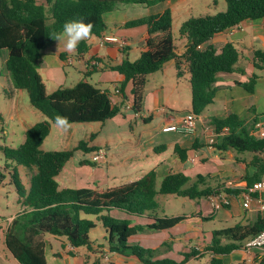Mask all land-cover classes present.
<instances>
[{"label": "trees", "instance_id": "trees-1", "mask_svg": "<svg viewBox=\"0 0 264 264\" xmlns=\"http://www.w3.org/2000/svg\"><path fill=\"white\" fill-rule=\"evenodd\" d=\"M168 0H0V60L7 52L6 70L16 90L26 91L31 105L40 111L47 121H42L26 132L25 143L19 150L0 147L6 160L28 170H34L30 187L26 188L17 168L11 173L23 210L11 221L6 234L7 249L19 264H48L46 237L63 238L73 249L101 252L95 248L91 232L96 223L87 216H95L105 229V240L110 254L136 258L142 264H184L197 256V252L185 256V262L157 260L158 250L145 249L131 244L132 237L144 232L171 230L185 220V217H157L159 195H175L190 200L207 199L219 195V190L207 185V178L198 176L194 181L183 173H172L157 187L154 171L141 179L104 191L91 188L60 189L57 177L76 151L95 154L99 149L90 142H80L73 150L65 152H44L41 148L51 133L54 117L58 114L69 117L71 124L104 123L122 114V106L112 103L109 94L96 88L88 81H81L72 88H60L48 94L38 69V63L45 51L56 41L51 35L62 31L69 20L83 19L94 24L92 36L102 37L107 30L104 16L120 6L141 5L153 7ZM227 10L215 16L192 18L182 24L181 39L186 41L184 52L178 53L171 36L173 16L170 10L151 14L133 20L126 28H147L145 46L139 60L128 59L111 67L123 76L120 89L124 92L132 84V112L141 114L144 110L146 88L150 75L161 71L166 64L175 61L178 77L187 69L190 75L192 105L191 112L201 116L214 103L218 92L215 84L220 74L241 73L238 63L241 53L233 43L221 47L209 45L218 34L229 31L247 21L264 19V0H226ZM87 43L82 42L78 53H83ZM120 48L121 54L127 53ZM255 73L246 83L236 86L254 94L259 72L264 70V51L256 50L253 55ZM186 67V69H185ZM250 119L241 120L230 113L224 119L213 118L210 124L219 136L215 149L220 152L234 151L239 154L256 153L257 172L249 185L253 186L264 177V140L252 135L259 119L255 107L250 108ZM145 123H148L145 120ZM227 129V134L221 133ZM93 137L91 138V140ZM180 160L188 159V151L175 148ZM82 166L96 167L98 164L83 161ZM7 176L0 168V187ZM227 194L239 191L222 189ZM226 207V206H225ZM129 216L154 215L153 222L146 226H132L128 220L111 217L112 211ZM264 230V217L252 225H237L233 228L214 232L209 251L213 256L229 255L242 249L246 241ZM230 239L222 243V237ZM72 255V253H70ZM210 264H223L214 257Z\"/></svg>", "mask_w": 264, "mask_h": 264}, {"label": "crops", "instance_id": "crops-1", "mask_svg": "<svg viewBox=\"0 0 264 264\" xmlns=\"http://www.w3.org/2000/svg\"><path fill=\"white\" fill-rule=\"evenodd\" d=\"M138 6L141 5H126L111 14L109 13L110 15L106 14L104 16L105 23L107 24L106 32L102 35V37L92 36L91 39L82 41L87 43V48L83 53H78L77 50L74 53H68L64 50L62 43L59 45V42L55 41L45 51L43 57L38 63V69L47 88V92L48 94H52L58 89L62 88L60 86L61 84L58 83L57 75L62 74L63 69L69 65V61H72L73 64L75 58L85 66V76L87 77H93V74L103 70L104 77L101 79V81L96 83V86H94L109 94L114 105L122 106V114L118 115L111 121L116 123L117 126L123 127L129 123L130 126L133 127V125L137 126L139 123L138 120H141L144 124H147L145 123V120H147L148 123L158 120L159 127L161 128L160 132L156 133L152 137H149L141 144L143 156L134 157L130 155L126 162H123L122 165L134 162L140 163L141 161L149 162L150 170L142 171V173H145L142 174V177H144L149 172L154 171L157 176V185L160 182V186L163 179L170 174L183 173L194 181L198 176L207 178V185L219 190V195L217 196H212L207 199L193 200L197 201V212L189 217H185V220L173 229L157 233H141L142 235H145L146 233L150 234L149 236H153L151 234L164 236L165 242L169 241L173 235H175L174 237L176 238L179 236L185 237H181L182 239L179 238L181 240L179 243H177V240L172 237V244H169L168 247H164L163 249H161L162 242L156 245L153 244L152 246H146V249L150 248L153 250H158L156 257L157 260H170L175 263H183L185 262L186 255L197 252V256L190 258L184 264H193L194 262H198L206 255H210L209 264L214 257L221 259L223 264H261L254 254L250 255L245 253L242 249L239 251L242 252L243 255L238 257L235 255L238 251H235L229 255L220 256H213L212 252L209 251L214 232L224 231L237 225H252L259 219V217H264V213L259 212L254 203L250 209H245L243 206V196L248 191V189L252 187L249 185V181L253 180L258 170L254 164L257 154L247 152L248 155H244L246 153L239 154L231 150L220 152L216 150L215 147L210 148L208 143V138L210 136L208 127H212L210 121L213 118L224 119L230 113L237 114L241 120H249L251 115V107H255L256 114L259 118L264 117V70L259 72V80L257 82L254 94H250L244 88L236 86V82H248L249 78L255 73L253 63L254 52L256 50L264 51V48H260L261 46L264 47V19L244 22V29L242 31L233 33L226 31L224 33L218 34L211 42L204 46V48L209 45L221 47L226 43H233L241 53L238 68L239 70L244 71V74L233 73L220 74L218 76L217 82L215 84V87L218 90L215 101L205 110L201 116H199V122L194 133H164V128L172 125H179L184 116L181 117L178 114L174 116L172 115V113L175 112L174 107L177 103H172V106L167 105L165 84L161 83V85L149 89V86H151L152 75H155L158 72L150 75L148 78L144 110L140 115H137L134 114L131 109L133 104L131 95L132 84L129 83L124 92H122L120 86L121 82L123 81V76L110 69L111 67L120 64L125 59H128L131 62H136L139 60L141 52L145 46L147 32L145 33V31H142V41L144 46L139 48L140 50L136 55H133L130 51L131 42L129 40H121L127 45L126 49L128 51L126 54H121L119 52L120 47L118 45L106 44L103 46L101 44V39L105 36L119 38V36L116 34V31L121 30V28H126V24L130 21L142 19L151 14L160 13L152 12V9L155 8V6L147 7V12L144 11V9H141L142 11H138L140 8ZM132 10H134V12L131 13ZM109 29H111L110 34L108 33ZM93 46L97 47V54L95 55L89 52L90 48ZM183 52L178 53L182 54ZM172 66L176 68L175 61L166 64L159 72L164 74L167 72V70L172 69ZM185 71L188 72L187 69ZM44 77L52 82H55V87L59 88H53L52 91H49ZM97 85H100V88ZM108 86L112 87L109 88ZM191 105L192 99L189 113H191ZM126 111L132 112L133 114L129 115V113ZM177 146L188 151V159L186 161L180 160L179 155L175 152V148ZM96 148L99 149L98 151H104L101 150L102 148L100 147ZM93 155L94 154H92V157ZM262 155L263 154H259V158H261L263 161ZM83 161L92 162V159ZM83 161L80 162V165ZM102 164L108 165V158L106 162ZM97 166H101V164H98ZM89 167L92 168V170L89 172V176L93 178L94 174L96 173L95 169H93L95 167L90 165ZM120 167L121 165L115 167V169H119ZM111 169L113 170V167H111ZM92 184L95 187L91 189L104 191L101 188H96L102 186L101 180H93ZM77 189L80 188L78 187ZM222 189L237 190L239 191V194H227L225 192H221ZM220 202L225 203V205L220 209L215 208V205ZM115 212L120 211L115 210ZM120 213H117L116 217H124V219H128L132 226H146L153 222L154 215L135 217L129 216L123 212ZM156 216L164 217L159 215ZM211 224L225 225V228L214 231L208 230L207 232L204 227H210ZM105 235L106 233L103 236L104 240ZM51 238H54L57 242H62V247L66 250L65 254L58 252L52 253L53 248L51 245H49L51 256L54 259L53 264H61V260L68 257L77 259V264H88L89 259H91V254L96 258V262L93 264H105L104 262H101L104 259H109V261H112L113 264H142L138 259L133 257L127 258L118 254H110L107 247H104L103 251L101 252L94 251L90 254H87L85 257L86 260L84 259L83 262H81L79 257L82 258V249H73L67 245L64 239L55 237H50L48 239L46 237V257L48 250L47 241H50ZM138 239L139 237L136 235L131 238L130 243L142 246V242H137ZM223 244L225 245V243ZM95 248L98 249L99 246L95 245ZM70 253H72V255ZM99 257H101L102 260H100Z\"/></svg>", "mask_w": 264, "mask_h": 264}, {"label": "rangeland", "instance_id": "rangeland-1", "mask_svg": "<svg viewBox=\"0 0 264 264\" xmlns=\"http://www.w3.org/2000/svg\"><path fill=\"white\" fill-rule=\"evenodd\" d=\"M132 6V5H131ZM123 6H120L121 8ZM140 7L138 11H148L147 6ZM118 8V9H119ZM117 9V10H118ZM170 10L173 16V26L171 29V36L174 40V44L179 53L184 51L186 41L181 39L180 28L186 21L201 16H215L219 13L227 10L226 0H169L168 2L160 3L152 9V12H162ZM134 10L131 11V13ZM113 13V12H112ZM111 14V13H110ZM109 14V15H110ZM114 30V29H112ZM142 31L147 32L146 27L138 28H121L116 31L120 40H129L131 42L130 51L133 55L139 52V48L144 46L142 39ZM111 29L108 30L110 34ZM118 38V39H119ZM260 48H264L261 46ZM89 52L97 54V47H91ZM129 53V54H131ZM8 53H4V57L0 60V147L19 150L25 143L26 132L39 122L47 121V118L38 110H36L30 102L29 95L26 91L16 90L10 79V75L6 70V58ZM85 66L75 58L72 65H67L61 75H57L58 83L62 88H72L80 81H89V83L96 86L98 81L104 77L103 70L93 74V77L85 76ZM65 73V74H64ZM67 75V76H66ZM49 91H52L55 87V82H52L44 77ZM165 84L167 105L172 106V103H177L174 107V113L172 115H180L181 117L187 115L190 110L191 104V86L190 75L185 71L181 77H178L177 68L172 66V69L167 70L164 74L158 72L152 75L151 86L149 89ZM100 88V85H97ZM111 88L112 86H108ZM176 101V102H175ZM129 115L132 112L126 111ZM137 126L131 127L129 123L125 126H117L111 120L104 123H85V124H71V128L67 132L58 130L55 125H52L51 133L45 140L42 150L44 152H65L73 150L78 146L80 142H90V146H96L102 148L107 153L108 165L101 164L96 166L93 178L89 176V172L92 170L89 166H81L80 162L83 160H91L92 154L85 153L83 151H76L73 158L66 164L61 174L57 177V182L60 189H77L79 188H94L92 181L101 180L102 186L96 187L103 190L121 186L130 182L139 180L145 173L144 170H150L149 162L141 161L140 163H126L130 155L143 156L141 150V144L149 137L154 136L160 132L159 121L155 120L144 124L141 120H138ZM93 139L91 140V138ZM248 155V153L244 154ZM242 155V156H244ZM121 165L119 169L115 167ZM113 167V170L111 169ZM0 168L2 172L7 176V180L0 187V264H19L13 257L10 251L6 247L5 234L11 221L23 210L22 205L18 204V194L15 185L12 184L11 173L14 168H17L22 178L23 184L26 188L30 187L32 177L35 174L34 170H28L24 166H18L13 162L6 160L3 152L0 150ZM149 168V169H148ZM152 168V167H151ZM93 179V180H92ZM160 187V182L157 185ZM99 189V190H101ZM159 205L157 215L164 217H189L197 212L196 202L187 198L177 197L175 195H159L156 198ZM117 213L111 212V217L119 220H126L124 217H116ZM121 214V213H120ZM125 215V214H122ZM97 225L95 230L91 232V239L96 246L106 248L107 243L103 236L105 229L101 222L97 220L95 216H87ZM128 220V219H127ZM132 221V219H131ZM225 225H213L210 227H204L208 232L214 230H222ZM182 230V229H181ZM183 231V230H182ZM149 233V232H147ZM142 235L138 234L139 239L137 242H142L143 248L146 246H152L162 242L161 249L168 247L172 244V237L169 241H164V236L151 234ZM51 236H47V239ZM185 238L184 236H181ZM179 237H174L179 243L181 240ZM181 238V239H182ZM63 239V238H62ZM164 242V243H163ZM183 242V241H182ZM222 242L227 244L230 239L226 236L222 237ZM48 243L47 258L49 264L54 263V259L50 253V246L53 248V252L66 253V250L62 247V242H57L54 238H51ZM184 243V242H183ZM150 249V248H147ZM152 250V249H150ZM103 251V249L101 250ZM88 250H81L82 258L79 260L83 262L87 254H90ZM237 257L243 255L238 251L235 254ZM88 264L96 262V258L91 254ZM100 260L101 257H99ZM86 260V259H85ZM105 260V261H104ZM101 262L105 264H113L109 259H104ZM210 255H206L198 262L193 264H209ZM78 260L73 257H68L61 260V264H77ZM85 262V261H84ZM238 264V263H235Z\"/></svg>", "mask_w": 264, "mask_h": 264}, {"label": "built area", "instance_id": "built-area-1", "mask_svg": "<svg viewBox=\"0 0 264 264\" xmlns=\"http://www.w3.org/2000/svg\"><path fill=\"white\" fill-rule=\"evenodd\" d=\"M244 29L243 24H239L231 28L229 31L231 33L242 31ZM101 44L104 46L106 44L118 45L120 48H126V43L113 36H105L101 39ZM69 65H72V61L68 62ZM140 115V114H137ZM199 122V116L194 113H188L181 120L179 125L168 126L163 129L164 133L170 132H182V133H194ZM210 136L208 138V143L210 148H214L217 143V138L219 137L213 127H208ZM227 129L221 133V136L227 134ZM252 135L259 140H264V117H261L257 120L252 131ZM264 162V154L262 155ZM107 160V153L105 151H98L92 157V162L97 164L105 163ZM227 203V202H226ZM255 204L257 210L261 213H264V177L256 182L252 187L243 196V206L245 209H250L252 204ZM225 205V203L220 202L215 205V208L220 209ZM199 250V249H197ZM242 250L245 253L253 255L259 260L261 264H264V230L259 233L256 237L246 241Z\"/></svg>", "mask_w": 264, "mask_h": 264}, {"label": "clouds", "instance_id": "clouds-1", "mask_svg": "<svg viewBox=\"0 0 264 264\" xmlns=\"http://www.w3.org/2000/svg\"><path fill=\"white\" fill-rule=\"evenodd\" d=\"M93 27L94 24L91 21L85 22L83 19L69 20L63 24L62 31L51 35V38L58 41L59 45L62 43L66 52L74 53L82 41L92 38ZM53 124L62 132H67L71 128L69 117L61 114L54 117Z\"/></svg>", "mask_w": 264, "mask_h": 264}]
</instances>
